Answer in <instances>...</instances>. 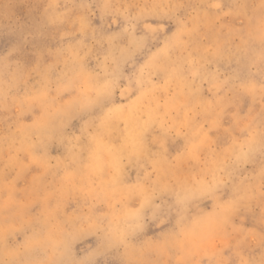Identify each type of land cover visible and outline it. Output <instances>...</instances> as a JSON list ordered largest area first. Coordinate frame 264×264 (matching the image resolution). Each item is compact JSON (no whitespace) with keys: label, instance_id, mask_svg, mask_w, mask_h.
<instances>
[{"label":"clouds","instance_id":"1","mask_svg":"<svg viewBox=\"0 0 264 264\" xmlns=\"http://www.w3.org/2000/svg\"><path fill=\"white\" fill-rule=\"evenodd\" d=\"M0 264H264V0H0Z\"/></svg>","mask_w":264,"mask_h":264}]
</instances>
